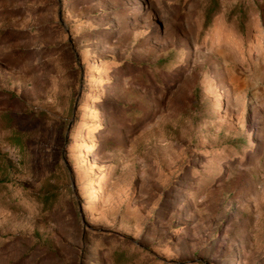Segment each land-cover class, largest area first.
<instances>
[{"label":"rangeland","instance_id":"rangeland-1","mask_svg":"<svg viewBox=\"0 0 264 264\" xmlns=\"http://www.w3.org/2000/svg\"><path fill=\"white\" fill-rule=\"evenodd\" d=\"M170 263L264 264V0H0V264Z\"/></svg>","mask_w":264,"mask_h":264},{"label":"crops","instance_id":"crops-1","mask_svg":"<svg viewBox=\"0 0 264 264\" xmlns=\"http://www.w3.org/2000/svg\"><path fill=\"white\" fill-rule=\"evenodd\" d=\"M167 59L166 57L162 58ZM125 190V188H123ZM126 197L128 196V193L131 192V189H129L128 187H126ZM196 189V187H195ZM194 190H192L191 192H187L189 195V201L185 200V197H180V204H178V202L176 203V207H180V209L175 208L177 210V212H173L172 209L170 207H167L166 204L161 205V203L156 204L155 202L158 200V198H160V196L158 197V190H153V197H150L151 200L150 201H146V196H145V191L140 190V193L134 197H130V203L128 204L127 207V212L125 214H123L122 217H120V221L122 223H130L133 220H131L132 217H134L135 219H138L139 216L141 217V219L147 221L150 218H152V214H156L157 213V217H158V222L159 224H174L175 220H177L179 222V224H183V223H195V221H197V216H198V209H199V205H198V201L195 200V198H197L196 196H194V193L192 192H196ZM201 193H203V191H200ZM148 194V193H147ZM204 194V193H203ZM131 195V193H130ZM149 195V194H148ZM202 198H208L209 196L206 195L205 197L202 196ZM183 200V201H182ZM184 202V204H183ZM183 207L187 210L184 211ZM150 212H149V211ZM207 210V208H206ZM204 218L206 219V221H203L201 223V225L199 226V228H194L191 227V229L187 230V234H185L186 236H188V238L191 239V243H195L196 245L199 244L198 241V233L199 231H203L205 230V232L208 234V232L210 231V226H209V221L207 220L206 215L204 216ZM135 223H137V220H135ZM137 228H135L136 230ZM196 229V230H194ZM194 234L196 235L194 237ZM182 236V235H180ZM180 238H183L180 237ZM243 237L238 236V240H241ZM247 238H244L243 240H246ZM245 241H241L238 244H244ZM177 244V243H176ZM237 244V245H238ZM172 247V246H171ZM175 247V246H174ZM240 249L244 248L246 250L245 246H239ZM167 249L171 250L172 248H169V246L166 247ZM239 249V250H240ZM238 250V251H239ZM169 252V251H168ZM241 254V253H238ZM167 258H171L172 254L171 253H167L166 254ZM170 264H174V263H170Z\"/></svg>","mask_w":264,"mask_h":264},{"label":"trees","instance_id":"trees-1","mask_svg":"<svg viewBox=\"0 0 264 264\" xmlns=\"http://www.w3.org/2000/svg\"><path fill=\"white\" fill-rule=\"evenodd\" d=\"M167 59H168V58H167ZM166 62H167L166 59H164V60H162L160 63H161V64H163V63L165 64Z\"/></svg>","mask_w":264,"mask_h":264},{"label":"water","instance_id":"water-1","mask_svg":"<svg viewBox=\"0 0 264 264\" xmlns=\"http://www.w3.org/2000/svg\"><path fill=\"white\" fill-rule=\"evenodd\" d=\"M70 130V129H69ZM69 136V135H68Z\"/></svg>","mask_w":264,"mask_h":264}]
</instances>
